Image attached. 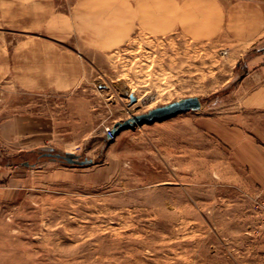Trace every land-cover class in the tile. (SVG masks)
<instances>
[{
  "label": "rangeland",
  "instance_id": "obj_1",
  "mask_svg": "<svg viewBox=\"0 0 264 264\" xmlns=\"http://www.w3.org/2000/svg\"><path fill=\"white\" fill-rule=\"evenodd\" d=\"M98 1L0 0V264H264V0Z\"/></svg>",
  "mask_w": 264,
  "mask_h": 264
},
{
  "label": "crops",
  "instance_id": "obj_2",
  "mask_svg": "<svg viewBox=\"0 0 264 264\" xmlns=\"http://www.w3.org/2000/svg\"><path fill=\"white\" fill-rule=\"evenodd\" d=\"M101 1V0H100ZM98 0H93V3L91 5H94L95 7L89 8L88 12H120V6L115 4V1H112V3H106L102 5H98ZM102 3L105 2L101 1ZM169 0L162 2V7H164L163 12H172V10H169L168 5ZM173 2V1H172ZM82 3V0H77L75 3V6L78 7ZM175 3V0H174ZM177 8L180 7L179 4H173ZM137 6H133L132 4H129L128 6V12L129 13H136ZM260 67L255 68L253 71L249 70L246 74V83L245 85L248 86V90L246 93V109L248 110V115L253 116L258 114L259 110L264 109V64H260ZM251 86V88H250Z\"/></svg>",
  "mask_w": 264,
  "mask_h": 264
},
{
  "label": "water",
  "instance_id": "obj_3",
  "mask_svg": "<svg viewBox=\"0 0 264 264\" xmlns=\"http://www.w3.org/2000/svg\"><path fill=\"white\" fill-rule=\"evenodd\" d=\"M130 98L132 102H135L137 99L134 94H131ZM200 106L201 103L197 98H188L179 102H175L164 107L156 108L147 114L138 115L129 120H126L125 122L120 123L117 132H120L122 129L128 128L134 123L145 122L147 120L155 121L164 119L183 111L199 109ZM43 155L49 157L50 159L59 160L73 165H85L92 162V159L90 158L86 157L81 159L82 157L80 155H76L70 152H45Z\"/></svg>",
  "mask_w": 264,
  "mask_h": 264
},
{
  "label": "built area",
  "instance_id": "obj_4",
  "mask_svg": "<svg viewBox=\"0 0 264 264\" xmlns=\"http://www.w3.org/2000/svg\"><path fill=\"white\" fill-rule=\"evenodd\" d=\"M114 130H112V129H110V128H108V130H107V136L108 137H114Z\"/></svg>",
  "mask_w": 264,
  "mask_h": 264
}]
</instances>
